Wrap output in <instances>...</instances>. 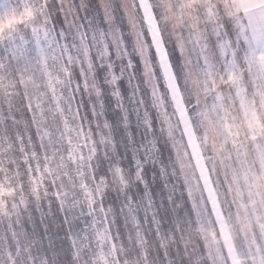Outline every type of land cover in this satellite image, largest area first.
<instances>
[{
	"label": "rangeland",
	"instance_id": "rangeland-1",
	"mask_svg": "<svg viewBox=\"0 0 264 264\" xmlns=\"http://www.w3.org/2000/svg\"><path fill=\"white\" fill-rule=\"evenodd\" d=\"M73 2L79 0H0V264H259L264 55L258 46L248 88L236 73L223 79L220 64L199 68L195 51L186 67L177 64L178 83L160 41L162 32L165 38L198 36L221 22L235 35L236 11L259 9L264 0H140L171 101L161 103L154 137L136 153L146 169L142 181L134 174L137 165L124 158V146L117 153L110 136L94 131V121L90 126L92 117L81 107L90 91L78 84L81 58L61 54L63 39L49 50L47 41L54 42L61 28L68 32ZM126 35L147 58L139 23ZM124 51L123 42L113 41L116 57ZM88 62L85 52V67ZM124 87L130 95L127 82ZM143 139L141 128L137 146ZM105 156L115 160L107 183L120 197L117 209L125 195L130 202L143 195L138 181H146L154 203L140 205L139 214L126 206L124 214L93 223L87 212L80 214L90 203L82 193L95 183ZM57 198L65 200L68 223Z\"/></svg>",
	"mask_w": 264,
	"mask_h": 264
},
{
	"label": "snow or ice",
	"instance_id": "snow-or-ice-1",
	"mask_svg": "<svg viewBox=\"0 0 264 264\" xmlns=\"http://www.w3.org/2000/svg\"><path fill=\"white\" fill-rule=\"evenodd\" d=\"M69 10L73 12V20L67 24L68 32L61 28L54 42L47 41L49 50H52L53 44H58L63 39L65 44L61 47V54L66 50L70 55L81 58L83 77H78V84L86 83L90 89L85 93L88 96V102L85 104L82 101L81 107H87L88 114L92 117L89 121L90 126L94 121V131L110 136L117 153H119V146H124V158L129 159L130 164L137 165L134 174L139 175L142 181L146 169L137 159L136 153L139 152L140 147L145 146L150 136L154 137L161 103L168 107L171 101L165 85L161 58L145 26L140 0H79V2L71 3ZM81 12L84 16L78 23L77 18L80 17ZM232 21L236 28L235 35L230 31L229 25L223 22L198 36L184 37L182 35L174 38L172 34H169L165 38L163 32L161 33L160 43L163 45L167 63L177 77L178 83L181 71L177 70V64L181 65V69L186 67L192 52L195 51L197 66L202 70L220 64L222 72L219 75L223 79L236 73L246 88L252 86L251 66L255 62L258 46L260 54L264 55V7L251 11H245L240 7V10L236 11L232 17ZM137 22L147 40V58L143 51L138 50L136 42L130 39V35H126L133 32ZM64 23H67V14H65ZM69 33L71 43L67 42ZM113 41L117 46L120 42L124 43L125 51L118 57L113 53ZM85 52L89 56L86 67L83 63ZM105 52L106 56L103 54ZM134 79L137 81L135 85L132 83ZM125 82L128 89H131L130 95L126 94ZM112 101L115 103H111ZM141 128L144 130V139L137 146L136 134ZM130 151L131 157L127 155ZM145 151L147 152L148 149L146 148ZM114 163V159L105 156L93 173L95 183L91 186L86 184L89 191L82 193L84 200H90V203L86 207H81L80 214L84 215L87 212L93 223L96 222L97 217L106 218L111 215L114 219L118 211L124 214L126 206L128 210L139 214L140 205L147 207L154 203L151 200L152 190L146 181L142 185L138 181V186L143 187V195L138 201L132 197L131 202L129 195H125L123 203L117 209L116 203L120 197L112 193L107 183ZM153 179L155 180V176ZM65 200L57 198L56 207L58 211L64 213L62 218L65 223H68L69 214L65 210ZM132 202L137 203L136 209H131ZM42 207L41 205L37 211H41ZM51 210L50 202L49 214ZM46 218L41 214L42 223ZM74 244L75 241H73ZM71 251L70 248L64 253L68 261L72 260ZM260 255L262 259L259 264H264V249H261ZM252 264L257 262L253 261Z\"/></svg>",
	"mask_w": 264,
	"mask_h": 264
}]
</instances>
